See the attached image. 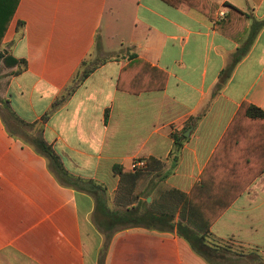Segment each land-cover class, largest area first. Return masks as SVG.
Listing matches in <instances>:
<instances>
[{
  "label": "crops",
  "instance_id": "1",
  "mask_svg": "<svg viewBox=\"0 0 264 264\" xmlns=\"http://www.w3.org/2000/svg\"><path fill=\"white\" fill-rule=\"evenodd\" d=\"M206 1L211 17L161 0L19 1L0 45V264H207L177 223L261 262L264 117L238 111L264 113V0ZM38 135L99 189L58 181ZM202 182L200 199L232 201L209 226L186 203ZM165 216L170 231L151 221Z\"/></svg>",
  "mask_w": 264,
  "mask_h": 264
},
{
  "label": "trees",
  "instance_id": "2",
  "mask_svg": "<svg viewBox=\"0 0 264 264\" xmlns=\"http://www.w3.org/2000/svg\"><path fill=\"white\" fill-rule=\"evenodd\" d=\"M20 0H0V45L2 43V40L6 34V31L8 29V26L13 18L14 12L17 8V5ZM165 2L166 4L178 7L181 4H186L191 9L202 13L206 16L211 17L212 13L211 10H206L203 8V5H207L208 1L206 0H161ZM230 11H235L234 8L230 7ZM263 25H261L262 27ZM22 24L17 23L16 32H19L21 29ZM255 36V33L251 34L248 41L244 45V47L240 48L235 56V59H239L242 55H244L250 46L251 42L253 41V38ZM1 57V56H0ZM4 63L6 65H14L17 62L15 60H11L8 58H4ZM24 64V63H23ZM90 70L85 71L80 79H84L88 74ZM160 82L155 87L154 90H161L163 89L166 81V77L163 74H160ZM118 90H124L126 92L130 93H137L140 91H134L125 89L121 86L120 83L117 84ZM145 90H153V89H145ZM62 102V99H59L53 103L51 106V109L46 113L45 116H48L53 110L57 108V106ZM6 104V103H5ZM4 104V105H5ZM6 106V105H5ZM245 111L249 116H257V117H264V113L261 112L259 109L250 106L248 104H243L241 108L239 109L238 113H242ZM11 116L13 120L23 126H34V125H25L21 121H19L12 113ZM44 120V118H43ZM31 147L35 150L37 154L42 156L46 162L48 168L51 170L53 175L56 177L58 181L61 183L63 182L66 186L69 188L77 189L79 191L93 194L94 189H99L93 183L92 181H86L79 178H75L72 175L68 174L64 169L63 166L58 158V156L54 153V151L51 149L50 146H48L40 135L32 138L30 141ZM127 171L124 170L122 167H114L113 173L117 175H123ZM135 172H138V170H135ZM206 186L204 185V182L200 183L199 185L193 187L190 195L186 196V203L187 205L194 211L195 213V219L199 221V223L209 226L217 218L232 204V201H218V200H210V199H200V196L195 195L197 191L204 190ZM198 193V192H197ZM142 219V217H136L135 220L133 219L134 225H139V220ZM151 221L154 223L159 224L160 226L164 227V230H171L173 228V225L171 224L172 219L169 217H151ZM122 221V220H121ZM177 234L178 236L183 239L191 248V250L201 259H203L207 264H218L219 260H223L225 257V253L227 250L223 249L222 247L216 246L214 244L209 243L206 240V237L204 235H199L197 231L191 229L185 224L177 223L176 226ZM262 264H264V259L261 261Z\"/></svg>",
  "mask_w": 264,
  "mask_h": 264
},
{
  "label": "rangeland",
  "instance_id": "3",
  "mask_svg": "<svg viewBox=\"0 0 264 264\" xmlns=\"http://www.w3.org/2000/svg\"><path fill=\"white\" fill-rule=\"evenodd\" d=\"M5 53L6 52H4L3 55H5ZM3 70H4V67L0 63V93H2L3 88H4L5 82L3 80L6 79L8 75V74H1L4 72ZM17 134L21 136L22 138L23 137L26 138L25 133L22 130L17 131ZM258 229H259V232L262 233V235H264V224H262ZM224 249H226L227 252H225L224 259L219 260L218 264H262L260 260L255 259L257 256H255L254 252H249L242 248L235 247L230 244L224 245ZM237 255H245V258L239 259L238 257H236ZM260 259L262 261L264 258L260 257ZM88 263L89 264L91 263L90 260L88 261Z\"/></svg>",
  "mask_w": 264,
  "mask_h": 264
},
{
  "label": "built area",
  "instance_id": "4",
  "mask_svg": "<svg viewBox=\"0 0 264 264\" xmlns=\"http://www.w3.org/2000/svg\"><path fill=\"white\" fill-rule=\"evenodd\" d=\"M220 16H223V13H220ZM143 167H145V161L143 160H133L130 165V169L132 171L138 170Z\"/></svg>",
  "mask_w": 264,
  "mask_h": 264
}]
</instances>
